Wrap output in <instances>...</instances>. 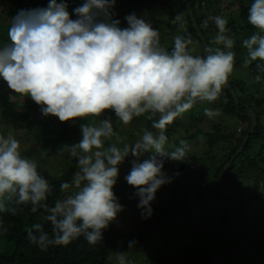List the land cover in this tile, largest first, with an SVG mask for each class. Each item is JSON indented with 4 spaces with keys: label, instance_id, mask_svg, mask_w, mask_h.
<instances>
[{
    "label": "clouds",
    "instance_id": "9594fccd",
    "mask_svg": "<svg viewBox=\"0 0 264 264\" xmlns=\"http://www.w3.org/2000/svg\"><path fill=\"white\" fill-rule=\"evenodd\" d=\"M114 4L115 0H86L73 10L76 19L71 18L67 5L57 0H51L46 9L20 10L8 31L12 45L0 51V77L15 93L28 96L40 105L44 115H53L61 122L113 110L128 125L134 117L149 111L161 113V118L153 123L160 130L159 136L145 131L142 140L131 149L133 156L150 150L154 155L141 163L134 162L126 176L127 183L136 189L140 198L138 207L145 210L147 218L152 214L150 202L165 183L163 163L157 154L183 161L190 150L182 140L181 147L165 153L167 126L190 110L196 99H217L222 87L229 85L234 53L217 50L206 58L193 56L188 51L191 40L177 35L169 55L158 47V31L136 14L125 17L127 27L123 28L119 19H111L109 9ZM176 19L182 22V17ZM248 22L264 32V0H254L251 4ZM215 23L223 33L227 21L216 17ZM221 42L228 48L233 46L231 39L218 35L216 43ZM243 43L251 60L264 61V36L254 34ZM222 104L211 106L217 113L225 114ZM211 106L201 108L204 111ZM203 121L211 125L217 122L208 116ZM240 124L230 134L203 133L201 136H226L227 144L235 142L248 126L245 122ZM82 133L83 139L77 147L85 155L79 157L80 171L73 179L77 191L49 210L51 214L46 219L52 224L51 237L39 223L29 230L30 241L41 250L50 245L66 246L81 236L88 243L96 244L102 239V230L122 210L113 188L119 174L118 165L129 155V146L100 150L104 147L101 138L114 135L108 120L102 121L100 127L82 126ZM20 148L18 140L0 135V208L7 196L15 198L17 204L30 201L35 212V206L47 199L49 183L38 173L37 163L24 157ZM255 148V152H252L253 146L248 151L252 160L259 159L255 155L261 149L257 145ZM71 151L76 155L75 148ZM257 164L264 166V162ZM248 175L247 179L253 177ZM259 185L263 187L264 180ZM61 187L67 189L69 184ZM12 211L15 213V209ZM32 229L39 235H34ZM134 243L130 241L129 247ZM117 260L118 264H127L122 253Z\"/></svg>",
    "mask_w": 264,
    "mask_h": 264
},
{
    "label": "trees",
    "instance_id": "16d2710c",
    "mask_svg": "<svg viewBox=\"0 0 264 264\" xmlns=\"http://www.w3.org/2000/svg\"><path fill=\"white\" fill-rule=\"evenodd\" d=\"M2 1L0 0V51L12 45V41L8 35V31L12 24V22L8 23L10 17L12 18L14 15H17L20 10L46 9L51 2V0ZM67 1L68 0H57V3H65L67 5V10L72 16V14H74V8L71 4H68ZM76 1L78 3V7L82 6L86 2V0ZM123 1H125L126 4H123ZM180 1L181 5L177 0H168L166 1V4L167 6H173V15H175V18H177V16L182 17V22L178 21V25L181 28L176 27V30H180L183 33V37L185 39L191 40V44L188 45V51L192 54H195L196 56L206 58L209 55L207 49L210 51V54H214L216 52L213 47V43H216V37L218 35L229 38L233 41V46L228 48L224 43L221 42L222 46L220 48L218 47V49L225 53H234L235 62L236 59L244 58L249 65V71L251 75L256 77V81L259 84L258 85L256 83L254 86H248L245 84V82L240 80H228L229 85L236 92L239 104L236 105L231 94V90L226 85L222 87L217 98L219 100L224 98L227 101L228 105L226 109H223L225 113L238 117L241 122H248V126L249 123H251V119L248 116L249 109H252L257 115L258 120L255 133L251 136L242 154L230 163L229 168L224 176V184L226 197L230 205L242 217V221L249 225L254 232L253 241L250 247H252L254 242H259L262 244L259 245L261 248L264 246V222L262 228L263 232H261L260 238H256V232L253 226L249 221L247 222V219L243 217L241 211L242 209L239 207L237 201L233 197V193L238 192L239 187L242 188L240 194L247 192L244 191V187L248 188V185L244 181L246 174L256 177L258 181L264 180V166L257 164L258 162H264V123L262 122L261 118L264 111V97H261V95L257 97V94L255 93L257 90L254 89V87L256 88L257 85L260 87V84L262 85V83H264V61L259 59L251 60L249 54L245 51L243 43L254 34L258 36H264V32L256 29L248 22L249 8L254 0H238L237 10L226 15L223 14L224 8L219 7L220 0H188L192 6L197 28H195L193 25L185 1ZM164 2V0H115V4L109 9V12L111 14V19H119L121 22L120 27L123 28L127 27V21L125 20V17L129 14H132L133 9H140L144 12L143 15H145L149 14V11L153 10L157 5H162ZM206 4L208 7L203 6ZM216 17L223 18L227 21V24L225 25V31L223 33L220 32L215 23ZM103 19L104 18L102 16L101 20ZM241 30L244 32V36L241 35ZM196 40L201 44L202 52L199 50V48H194V46L197 45ZM158 47L161 50L166 51L169 55H171L174 49V46H168L167 48H164L163 46L158 45ZM253 47L257 46L254 45ZM239 51H241V57L238 54ZM0 92V118L26 124L27 127H29V132L36 131V128L34 129L33 125L30 123L34 120V117H36L39 112H42L41 106L32 101L30 97L15 93L8 87L7 82L4 81L2 77H0ZM244 104H246L248 107H244ZM22 105L24 109L20 110L19 107ZM205 106H202V100L196 99L193 107L185 112L186 117H188L187 120L194 122L195 124L202 122L203 116L201 113L203 112L200 113L197 111L198 116L196 119H194L196 113L194 110L195 108L200 107V110L203 111L202 108ZM208 109H213V106ZM152 113L153 118L150 121L147 118V115H149V117L151 116L148 114V112L140 117L134 118L141 120L145 116L147 121L144 124V133L145 131H149L153 135H159L160 130L154 128L153 123L161 118V113ZM95 117H98L100 123L104 120L115 121L116 114L113 110H105L99 116L76 118L67 122H61L58 119V122L55 124V128L51 130L46 129L44 125H39L37 127V131L34 133V137L35 139L39 140L40 144L37 148L30 150L29 154L45 152L56 147L62 148V150H60L58 153L63 155L66 152H72L71 150L73 148H75V152L78 153L79 148L77 146L83 139L82 126H87L88 121L94 120ZM181 117L182 116L176 118L173 122V125H176L177 123L180 125L181 123L179 121L184 122V118ZM216 124L217 122L212 124L213 129H215L217 125H220V123L217 125ZM189 126L190 125H186V127H182V131H187L188 133ZM247 128L244 131L245 133ZM169 130L170 125L167 126L165 133L169 134ZM245 133L236 138L233 145L231 142L228 144L226 143L228 152L225 156H223L225 157L223 159L224 161L217 166H212V169L214 170L211 175L214 179L213 183L208 185L207 189H203L198 185L189 186L193 190H197L199 192L198 195L188 192V195H194L192 199L186 202L190 205H186L185 207L179 206L174 210H169L167 213L162 215L161 219L157 221L158 223H161L166 219L171 218L174 214H176L179 218L181 215H189L188 219L193 221V206L199 205L200 197H203L205 201L208 202L210 201L211 197L221 201V205L218 208L220 217L216 220L215 226L210 227L209 221L204 219L203 228L200 229L197 234H195L196 236L193 235L196 238H204V240H216L218 243L215 245L208 244L206 249H204L202 246L201 248L196 249L190 246L185 250L184 255H182V259L185 260V264H195L201 259L211 260L216 257L228 254L229 252L240 247L248 239V233L245 228L235 220L231 212L224 205L218 183L220 172L222 171L225 164L231 160L232 155L241 144ZM201 134H203L202 130L196 129L194 133L189 135V137H199ZM167 137L168 141L172 140L169 135ZM224 138H226V136H219V138L212 136L209 143L213 146V144L219 141V139ZM253 144L257 145L258 149H261L259 154L257 153L255 155V157H259L261 161H259V159L252 160L249 157L248 151L251 149ZM43 160L44 158H42V161ZM160 161L163 163L162 169H166L170 173L174 172L178 176L185 173L187 176H189V171L198 163V158L193 156L186 157L183 161H175L170 158ZM136 163L141 162L138 161ZM40 175L48 181L49 192L46 194L47 199L45 201H41L39 205L35 206V212L32 211L33 205L30 201L26 204H17L15 198L10 199L7 196H5L2 201L3 207L0 208V236L1 239H3L1 241H4L6 246L4 251H0V264H107L112 252L116 250L137 247L145 239H147L149 235L152 234V224L150 221L145 220V222L142 224V227L138 229L136 233L124 235L116 228L108 227L102 230V239L96 244L88 243V241L83 236H81L66 246L50 245L46 250H41L37 245L30 241L28 236L29 230L33 224L39 223L43 226V230L47 232L50 237L52 236V224L51 221L46 219V217L51 214L49 210L55 207L56 203L60 201L63 193L69 188L68 187L67 189L62 190V184L67 183L70 186L73 184L74 178L69 173H65L61 176H55L46 169L42 170ZM202 175L203 172L199 175V179L202 177ZM168 181L165 179V183L161 185L160 189L165 187ZM207 190L210 191L209 196H206ZM257 197L258 196L255 198ZM262 197H264V194H262L259 199ZM129 199V196L124 194L120 196V201L118 204L123 207V205L129 201ZM135 201L137 204H139L140 198L136 197ZM153 204H155L154 200L150 202V206H153ZM13 209H15V213H13ZM199 228H201V226H199ZM32 232L34 235H39L35 229H32ZM237 238L239 242L236 244V246L233 248H227V246L224 247L228 241H234ZM130 241H136V243L129 247ZM262 252L264 254V249ZM237 256L238 255L229 257L219 262H207L202 264H245L244 259L235 262Z\"/></svg>",
    "mask_w": 264,
    "mask_h": 264
},
{
    "label": "rangeland",
    "instance_id": "374dc122",
    "mask_svg": "<svg viewBox=\"0 0 264 264\" xmlns=\"http://www.w3.org/2000/svg\"><path fill=\"white\" fill-rule=\"evenodd\" d=\"M3 1L5 2L6 0ZM164 1L165 2L163 4L161 3L162 5H157L153 10L149 11V14L143 15L144 12L140 9H133L132 14L134 13L138 18L144 19L154 30H157L160 40L159 46L167 48L168 46H174L173 41L175 37L177 35L183 37V33L180 30H176V27H181L178 25L175 15H173V6H167L166 1L168 0ZM177 1L181 5V1ZM67 3L71 4L74 9L78 7L76 0H68ZM123 4H126V2L123 1ZM237 4L238 0H220L219 7L224 8L223 14L226 15L230 12H235V10H237ZM203 6L208 7L207 4ZM15 16L16 15L12 18L10 17L8 23H11ZM71 17L72 19H76L75 13L72 14ZM101 18L102 16L100 19ZM237 27L240 28L239 26ZM240 33L244 36V32H242V30ZM197 45H195L194 48H199L202 52L201 44L198 41ZM221 46V43H213V47L216 51L219 50L218 47L220 48ZM245 51L248 53V49L246 47ZM189 54L196 56L191 52H189ZM238 54L240 57L242 56L241 51H239ZM232 79L243 81L248 86H254L256 83L258 84L256 77L251 75L249 65L244 58L236 59V62L234 59V70L228 80L231 81ZM258 85L256 88L254 87V89L257 90L255 93L257 94V97L260 95L261 97H264V83H262V85L260 84V87H258ZM220 103H223L221 108L226 109L228 103L224 98H221L220 100L217 98L214 101H202V104L207 107ZM244 107L248 106L244 104ZM19 109L23 110V105L20 106ZM194 111H196L194 119L197 118L198 112H203L201 113L203 117L206 118V116H208L209 118H213L217 122H220V125H217V127L213 129L211 124L204 123V121L195 124L194 122L187 120L188 117H186V113L181 115V118H184V122L179 121L181 123L180 125H178V123L176 125H173V123L170 124L169 134L165 133V135H169L172 140H167L165 143V153H171L175 151L177 147H181L180 142L183 140L190 146L187 157H197L198 163L190 169L189 176H187L186 173L178 176L174 172L170 173L166 169H162L166 181H169L165 187L157 190L154 199L155 204L151 206L152 214L147 216V218H145V210L138 207L135 198L139 196L136 194V189L127 183L126 176L130 173L134 162H143L145 159L154 155V152L151 150L141 151L136 156H133L131 153V149L135 147L136 143L142 140L144 135V124L147 121L146 119L148 118L150 121L153 118V113L152 111H149L148 114L151 116L149 117V115L146 114L147 118L144 116L141 120L134 118L128 125L123 124L117 116L115 121H109L112 125L114 135L108 138H101L104 142V147L100 150H106L111 146H116L120 149H123L125 145L129 146V155L118 165L119 174L113 191L117 198V203L120 201V196L124 194L128 195L130 199L123 205L122 210L117 213L116 217L109 222L108 227H114L124 235H128L129 233H136L138 229L142 227L145 220H148L152 224V234L137 247L112 252L107 264H118L117 256L121 253L124 255L127 264H185V260L182 259V255H184L185 250L190 246L195 249L201 248L202 246L206 249L208 244L215 245L218 243L216 240H204V238H196L193 236L203 228L204 219L209 221L210 227H214L216 220L220 217L218 208L221 205V201L215 199L214 197H211L209 202L205 201L203 197L199 198V205L193 206V221L188 219L189 215H181L184 219L183 220L181 217L179 218L176 214H174L171 218L166 219L161 223L157 222L161 219L163 214L167 213V211L174 210L179 206L185 207L186 205H190L186 202L192 199L194 195H198L199 192L197 190H193L189 186L198 185L203 189H207L208 185L214 181L211 176L214 171L212 166H217L222 163L225 158L223 156H225L228 152V149L226 148V141L224 139L215 142L212 146L209 143V136L204 135L190 138L189 135L194 133L196 129H201L203 133H209L212 135L217 133L230 134L234 132L236 126L240 123V119L238 117L227 113L223 114L220 111L217 113L214 109L200 111V107H197ZM261 118L264 123V117L261 116ZM57 122V117L53 115H44L43 112H39L30 124L33 125L34 129L36 128V131L39 125H44L46 129L51 130L55 128V124ZM247 124L248 122H246V126ZM186 125H190L188 133L187 131H182V127H186ZM87 126L100 127L101 123L99 122L98 117H95L94 120L88 121ZM36 131L29 132V127H27L26 124L0 118V135H3L6 139L11 137L18 140L21 146V154L37 163V170L39 174H41L42 170L46 169L55 176H61L65 173H69L74 178L75 174L80 171L78 159L80 156L85 155V153L79 149L76 155H72V152H66L63 155L58 153L62 150V148L56 147L45 152L29 154L30 150L37 148L40 144L39 140L34 137V133ZM154 136L159 135L156 134ZM233 143L234 141L231 142V144ZM252 146L254 147L252 152H255L256 145L253 144ZM93 151H96V149H93ZM42 158H44L43 161ZM157 158L159 160H165L170 158V156L157 154ZM259 161H261V159H259ZM202 172L203 175L199 179V175ZM246 177L250 178L248 174H246ZM244 181L248 185V188L244 187V191L247 192L240 194L242 188L239 187L238 192L233 193V197L237 201L239 207H241L243 217L253 226L256 232V238H260L261 232H263L262 228L264 222V197L260 199L259 197L264 194V185L261 187L256 177H252L251 179L245 178ZM76 191V187L71 184L68 190H66L61 196L60 202L67 199L68 196L74 195ZM188 192H192L194 195H188ZM209 195L210 191L207 190L206 196ZM256 196L258 197L255 198ZM199 226H201V228H199ZM1 240L3 239H1L0 236V251H4L6 243ZM238 242V238L234 241L230 240L224 245V247L227 246V248H233ZM259 245L262 244L254 242L252 247H249L242 253L238 254L235 262L244 259L245 264H264V254L262 252L264 246L260 248Z\"/></svg>",
    "mask_w": 264,
    "mask_h": 264
},
{
    "label": "water",
    "instance_id": "95a60500",
    "mask_svg": "<svg viewBox=\"0 0 264 264\" xmlns=\"http://www.w3.org/2000/svg\"><path fill=\"white\" fill-rule=\"evenodd\" d=\"M184 1L186 3L187 10H188L189 16H190V18H191V20L193 22V25H194L195 28H197V23L195 22V17H194V13H193V10H192V6H191V4L189 3L188 0H184ZM207 52H208L209 55H211L210 51L208 49H207ZM226 85L231 90L232 96L235 99L236 104H238L235 92L228 85V83ZM248 116L251 119V125L249 127V131L244 136L241 145L239 146L237 151L233 154L231 160L223 167V169L220 172L219 177H218V183H219V186H220V191H221V195H222V201H223L224 205L228 208V210L231 212V214L235 218V220L245 228V230L248 233V240L243 245L238 247L236 250L231 251L230 253H228L226 255H223V256H220L218 258L211 259V260H199L195 264H202V263H207V262H210V263L219 262L221 260L227 259L229 257L236 256V255L242 253L247 248H249L251 246V244H252L253 237H254V232H253L252 228L249 225L245 224L242 221V217L230 205V203H229V201H228V199L226 197L225 184H224V176H225L226 171L228 170V167H229L230 163L232 161H234L237 158L238 155H240V153L242 152V150L244 149V147L248 143V141L250 139V136L255 133V127L257 125V117H256L255 113L252 110H250V109L248 111Z\"/></svg>",
    "mask_w": 264,
    "mask_h": 264
},
{
    "label": "crops",
    "instance_id": "0c3cea01",
    "mask_svg": "<svg viewBox=\"0 0 264 264\" xmlns=\"http://www.w3.org/2000/svg\"><path fill=\"white\" fill-rule=\"evenodd\" d=\"M238 126H242V125L239 123V125H237L236 128H237ZM259 159H260V158H259ZM260 166H262V165L260 164Z\"/></svg>",
    "mask_w": 264,
    "mask_h": 264
}]
</instances>
